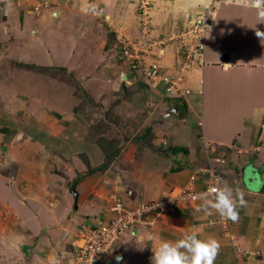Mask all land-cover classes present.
Returning a JSON list of instances; mask_svg holds the SVG:
<instances>
[{
    "label": "rangeland",
    "instance_id": "1",
    "mask_svg": "<svg viewBox=\"0 0 264 264\" xmlns=\"http://www.w3.org/2000/svg\"><path fill=\"white\" fill-rule=\"evenodd\" d=\"M160 2H1L4 3V9L2 5L0 21L4 22L5 28L0 39L3 44L0 43V117L3 118L0 122V144L4 142V150L8 144L14 145L15 148L21 146L22 156L18 157V163L17 156L9 158L0 148V172L4 171V176L9 179L5 186L12 191L10 202H19L31 217L44 216V221L39 219L37 222L43 227L45 237H42L38 246L30 252L23 254L19 250L15 236L20 235L25 241L26 234H32V229L26 226L27 222L18 214L19 208L15 211L9 208V203L7 206L5 200L9 191L0 186V198L4 199L0 204V264H83L77 260L72 242L81 234L78 230L80 224L95 223L96 220H71L73 215L83 217L80 215L83 213L81 207L72 206L73 209L69 212L63 211L62 215H57L61 212L60 207L66 204L65 200L73 202L70 195L66 198L65 185L70 182V189L76 191L71 188L76 177L91 178L92 188L87 192L88 202L93 206L98 204V209L102 210L99 211L100 214L106 218L113 201L119 196L130 205L148 204L166 198L177 192L181 185H188V177L184 183H177L183 177L184 169L206 165L208 159L202 146L200 147L201 129L196 130L198 132L194 142L192 141L194 146L191 151L174 154L171 147L176 143L179 129L187 134L189 130L181 127L178 123L180 118L178 122L172 123V119H177L175 111L171 113L173 116L170 114V118V115H161V111L170 110V99L160 95L148 99L147 94H144L149 86L145 80L146 73L139 70L137 62L143 67H152L157 74L172 76V80L176 82L175 87L178 86L182 94L189 89L187 74L195 69L201 70L204 66L203 56L202 67H183V43L188 41L180 31L187 23L178 24L179 27L173 29L172 21H165V17L158 19ZM53 13H56L55 17ZM231 26H228L229 30ZM236 26L241 27L235 24L234 29ZM172 43L178 46L179 62L174 72L163 73L161 59L166 48ZM258 50L260 54L256 62L263 63L264 40L259 41ZM66 52L68 56L72 54L71 58L64 56ZM152 80L155 82L156 79ZM260 82L261 80L254 84L259 90L263 85ZM184 121L181 123L186 125L188 120ZM193 131L191 130L190 134ZM26 134H34L32 137L40 143V155L35 159L33 154H28L33 148L25 144L27 139H30V135ZM187 134L184 136L185 142L187 138L191 139ZM18 139L20 140L17 142ZM211 142L217 146L216 149L222 156L224 146H219L215 141ZM190 143L191 141L188 142ZM231 165L232 162L228 159L224 166ZM250 170L249 166H246V180L252 176ZM23 171L25 176L22 177ZM137 171L150 172L151 177L159 178L158 184H154L155 188L150 185L146 189L149 197L143 196L138 201L134 198L135 192L132 188L139 180H136ZM226 178L228 186L236 188L237 183L230 181L225 175ZM42 180L41 187L39 181ZM45 180L47 182H44ZM0 181L2 185V180ZM52 184H55V187H52ZM102 184L105 185L106 196L100 188L96 190L98 185ZM196 187H199V184L193 181L191 188L197 193L195 198H187L186 201L178 203L176 210L165 211L152 224H134L120 235L108 252L109 259L118 254H127L128 244V247L132 246L133 249L136 244H140V248L143 247L146 241L151 244L154 233H139L134 237L136 234H132L133 230L139 232L143 229H159L163 226V219L175 214L183 205L189 202L202 204L200 196L205 193ZM213 213L215 217L211 223L226 237L233 247H230V250L235 255L238 243L236 245L229 234L234 235L233 224L237 221L228 220L225 224L218 213ZM13 214L18 218L5 220ZM97 214L99 213L95 215ZM210 219H206L207 223ZM70 220L71 226L65 227ZM64 227L62 234L60 229ZM177 228L180 233L182 227ZM55 230H58L57 234L52 235L51 231ZM175 235L177 236V233ZM33 237L29 236L24 243H30ZM158 238L162 239L160 236ZM32 256L38 260H32Z\"/></svg>",
    "mask_w": 264,
    "mask_h": 264
},
{
    "label": "crops",
    "instance_id": "2",
    "mask_svg": "<svg viewBox=\"0 0 264 264\" xmlns=\"http://www.w3.org/2000/svg\"><path fill=\"white\" fill-rule=\"evenodd\" d=\"M3 1L4 0L0 1V7L3 5L4 9V3L1 4ZM160 1L158 5V7H160V12H157L160 18L158 19L166 18L165 21H172L173 25L171 27H173V29L177 28V26L179 27L178 24L185 25L189 20L193 19L195 15L199 13L202 6V3L193 5L192 0ZM9 8L7 11H9ZM156 19L157 17L155 20ZM235 24L241 25V27L236 26V29H234ZM229 25H232L231 31L228 28ZM4 28V22L0 21V39L4 35ZM256 30L264 32V23L257 22V9L255 7H243L238 5L236 1L221 4L218 7L208 32V39L204 50V66L201 70L195 69L192 73L187 74L186 78L189 79L187 87L189 89H187L185 94H179L187 104V111L182 114L181 111L177 110L174 114L177 116V119L174 120L171 118L173 120L172 123H175V121L178 122V118H180L181 120L178 123L184 129L189 130L187 134L186 131L178 128V132L180 133L176 136V143H174L176 146H184L188 151H191V147L194 146L193 142L196 138L195 135L198 132L196 130L198 129H201L202 132L199 133L200 136L210 141L230 146L229 148H223L226 161L229 159L232 165L231 167H224L221 177L222 183L227 182L225 175L230 181H235L237 183L236 188L244 191V198L247 201V206L239 210V219L233 224L232 229V233H234V235H232L233 241L236 242V245L238 243V246H236V250L238 251L235 255L232 253V250H230L232 246L227 242L226 237L222 235L216 225L211 223V220L215 217V213L207 215L205 212L197 210L200 208L201 204L198 205L197 202H189L179 208L175 214L163 219L162 223L163 226H165L164 228L161 226L159 229H143L139 232L133 230L132 234H136L134 237L139 233L149 234V232L155 235L154 238L151 239L152 242L150 245L148 241H146V243L144 242V246L141 248L140 244H136V246H134L136 250L133 249L132 246L128 247V244L126 250L129 248V251L127 254L122 253L121 264H152V249L158 246L160 240L175 242L180 239L185 232H190L192 230H198L200 233L199 238L201 239L214 236L219 241L221 247L215 264H264V119L256 121L253 117L255 109L264 108V61L263 63L256 62L260 54V50H258L259 41L262 42L264 38L258 37L256 35ZM172 44L166 48L163 58L161 59L163 73L169 71L174 72V68L177 66V62H179L177 57L178 46L174 43ZM67 54L68 52H66L64 56L66 58H71L72 54L69 56ZM145 80L149 87L146 88L144 94H147L148 99H151V97L154 98L156 95L164 97L174 96L166 93V84L162 80H155V82L149 79ZM260 80V83H263V85L259 90L254 84ZM169 103H167V105ZM172 108L173 106L171 105L169 111H161V115L164 117L171 113L173 114ZM171 115L169 118L173 116ZM186 119L188 120L187 124H182L181 122ZM2 120L3 118L0 117V122H2ZM191 130L196 132L194 133L193 131V133L190 134ZM214 131L216 133H212ZM186 134L191 138H187V142H185L184 138ZM32 135H30V139H27L25 144L33 148V151L30 153L28 152V154H33V158L35 159V157L40 155V143L38 139L32 137ZM0 140V142H2V138H0ZM19 140L20 139H18L17 142ZM190 141L191 143L188 144ZM1 144V152L4 153L5 151L9 158L17 156L18 162V157L22 156V151L20 150L21 146L15 148L14 145L8 144L4 150V142ZM25 144L24 146H26ZM2 157H4V154ZM202 166L204 165H200V168ZM246 166H249L252 173V176L248 177L247 180L245 179ZM195 168H198V166L189 168V172L187 169H184L182 172L183 177H181L177 183H184ZM3 172H0V179L2 180V185L0 186H4V189L9 191V196L6 195V204L8 206L9 203V208L15 211L19 208L20 212L18 214L27 222L26 226L32 229V234H26L25 241L29 236H34L33 241L30 243H24L25 241L22 240L20 235L15 236L17 247L23 254H26L27 251L30 252L38 246L42 237H45L43 227L41 228L37 222L39 219L44 221V216H40V218L31 217L28 210L19 202H10L12 191L10 192L7 186H5L9 179L4 176ZM23 176H25L24 171L22 173V177ZM136 176V180L139 179L138 183L140 185L137 183V185L132 186V188L135 192L134 198L138 201L141 200L143 196L149 197V192L146 189H148L150 185L155 188L154 184H158L159 178L155 179L151 177L150 172L143 173L142 171H137ZM90 179V177L84 179V176L83 178H74L71 188H75L76 191L70 189V182L66 183V198L70 195L71 198H73V202L69 203L68 200H65L64 203L66 204L61 206H64L63 209L60 207L61 212L57 214L58 216L62 215L63 211H65V213L69 212L70 209H73L72 206L74 208L81 207L80 210L83 213L80 215H83V217L73 215L71 216V220H81L85 218L99 222L103 217L99 212L102 210L100 208L98 209V204L93 206L91 202H88L87 192L92 188L90 184L92 180ZM39 182L42 187L43 180ZM44 182H47V180ZM141 183L145 184L143 185ZM53 185L55 184H52V187H55ZM98 188H100L106 196L105 185H98L96 190ZM118 188L120 189L121 187L118 186ZM72 190L73 193L74 191L76 192V199L74 194H72ZM6 196H4V198ZM93 199L95 200V197ZM2 200L4 199L0 198V204H2ZM96 213L99 214L95 215ZM190 213L192 215H190ZM16 217L18 218L17 215L13 214L8 217L9 219L6 218L5 220H14ZM209 218L211 219L209 223H207L206 219ZM71 220L66 223L67 226L65 227L68 228V226H71ZM202 220L204 223H197V221ZM65 227L60 229L62 234H64ZM177 227H182L180 233L177 231L179 230ZM22 228H24V226ZM158 230H160L159 233H156ZM57 232L58 230L51 231V234L55 235ZM175 233H177V236ZM159 236L162 239H159ZM129 239L130 238H127V240ZM31 245L33 246L31 247ZM16 251L18 252V250ZM31 259L38 260L33 256ZM234 259L236 261H234ZM39 262L41 263L40 260Z\"/></svg>",
    "mask_w": 264,
    "mask_h": 264
},
{
    "label": "built area",
    "instance_id": "3",
    "mask_svg": "<svg viewBox=\"0 0 264 264\" xmlns=\"http://www.w3.org/2000/svg\"><path fill=\"white\" fill-rule=\"evenodd\" d=\"M2 1V0H1ZM236 0H205L197 15L187 22L180 31L182 36L186 38L188 43H183L182 62L183 67L190 69L191 66H203L204 49L208 39V32L213 23L218 7L221 4L235 2ZM139 70L146 73L145 79L162 80L166 84V93L168 95L180 96L182 91L172 80V76L166 74H157L152 67H143L137 62ZM151 78H148V77ZM168 85V86H167ZM187 92V90H186ZM202 150L206 153L208 161L201 168H195L189 174L188 178L190 186L181 185L174 194L155 200L151 203L131 204L125 203L119 197L113 201L110 208L109 216L101 218L97 224L84 222L79 225L78 230L81 232L72 242L75 248L76 258L83 264H94L95 262L105 261L109 259L108 252L116 241L125 231L137 223H148L156 221L165 211H173L177 209V204L186 201L187 198H195L197 193L191 188L193 181L199 184L198 188L201 192L207 193L212 187L217 186V182H221L222 171L226 162V157L222 156L210 140L200 136ZM219 146L230 147L226 144L217 142ZM204 175V176H203ZM181 201V202H180ZM223 218V217H222ZM224 223H228L223 218ZM228 233V232H227ZM229 236H233L229 234Z\"/></svg>",
    "mask_w": 264,
    "mask_h": 264
},
{
    "label": "clouds",
    "instance_id": "4",
    "mask_svg": "<svg viewBox=\"0 0 264 264\" xmlns=\"http://www.w3.org/2000/svg\"><path fill=\"white\" fill-rule=\"evenodd\" d=\"M203 2L205 0H192L193 5ZM236 2L243 7H255L257 22L264 23V0H236ZM55 16L56 13H53V17ZM256 35L264 38V32L259 30H256ZM253 117L256 121L264 119V108L255 109ZM244 197L245 193L241 189H234L226 182L218 181L217 186L200 196L202 204L197 210L207 215H211L214 211L221 217L236 222L239 219V210L247 206ZM199 237V231L192 230L185 232L175 242L160 240L158 246L152 249V264H215L221 247L219 241L214 236L203 239ZM116 259L119 260L121 257L117 256Z\"/></svg>",
    "mask_w": 264,
    "mask_h": 264
},
{
    "label": "trees",
    "instance_id": "5",
    "mask_svg": "<svg viewBox=\"0 0 264 264\" xmlns=\"http://www.w3.org/2000/svg\"><path fill=\"white\" fill-rule=\"evenodd\" d=\"M168 97H170V98H168ZM168 97H167V99H170L168 101H171V105L173 107H175L178 111H181L182 114H184L187 111V104H186L185 100L182 98V96H168ZM171 150L174 154L178 153L179 151L185 152V153H187V151H188L186 147L176 146V145L172 146Z\"/></svg>",
    "mask_w": 264,
    "mask_h": 264
},
{
    "label": "water",
    "instance_id": "6",
    "mask_svg": "<svg viewBox=\"0 0 264 264\" xmlns=\"http://www.w3.org/2000/svg\"><path fill=\"white\" fill-rule=\"evenodd\" d=\"M172 110L176 111V108L173 107ZM74 196H75V199H76V192L75 191H74ZM117 256L121 257V259L117 260L116 259ZM121 260H122V255L118 254V255L114 256L113 258H111V259H109L107 261L95 262L94 264H120Z\"/></svg>",
    "mask_w": 264,
    "mask_h": 264
}]
</instances>
